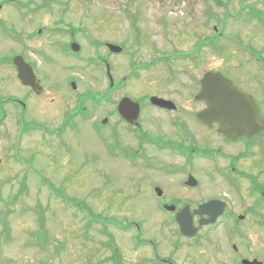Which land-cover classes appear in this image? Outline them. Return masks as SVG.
<instances>
[{"label":"rangeland","instance_id":"rangeland-1","mask_svg":"<svg viewBox=\"0 0 264 264\" xmlns=\"http://www.w3.org/2000/svg\"><path fill=\"white\" fill-rule=\"evenodd\" d=\"M16 1L32 6L35 13L31 12L30 18L18 14L25 9L16 12ZM43 2L14 0L0 15L6 17L8 11L10 19L6 20L21 37L26 23L34 24V32L43 31L38 41L42 44L50 42L45 31L54 26L58 13L65 8L56 4H70L71 10L62 16L66 22L79 24L86 32L101 29L103 39L110 43L124 45L118 30L126 14L138 19V27L151 36V45L136 43L127 36L128 50L120 57H108L115 83L125 78L123 87L110 92V102L126 96L142 103L145 95L174 92L180 82L192 76L202 79L212 71L251 95L264 119V64L246 51L253 50L264 60V25L250 12L264 11V0H48V7L37 10L34 4ZM160 19L167 20L166 28ZM129 24L126 19L127 30ZM202 31L205 46L198 55H174L190 53L197 33ZM87 38L81 34L76 37L80 52L91 58L102 54L90 42L104 40ZM65 41L62 36L61 42ZM0 44V62L1 56L22 50L17 42ZM160 56L175 57L168 61L160 58V64L145 66ZM55 64L51 58L43 61L39 70L52 72ZM171 69L182 74L175 75ZM102 70L98 64L75 70L79 86L73 94L65 85L66 78L58 75L62 92L72 94L73 104L76 94L85 95L84 107L99 128L104 117L108 122L117 119L110 114L113 106L102 99L108 88ZM10 94L19 97L20 88L12 86ZM145 109L146 114H154L150 105ZM34 114L28 109L24 121H15L14 115L0 123V264H166L159 261L167 256L171 264H187L186 244L181 241L178 248L172 247L179 237L174 219L146 217L140 209L146 204L114 191L133 178V172L120 169L118 162L104 166L101 136L90 130L88 122L79 117L72 129L66 128L58 137L54 131L58 120L49 122ZM101 131L107 134L109 128ZM257 167L261 166L254 170ZM257 237L264 243L262 234ZM253 238L256 240L255 235Z\"/></svg>","mask_w":264,"mask_h":264},{"label":"flooded vegetation","instance_id":"flooded-vegetation-1","mask_svg":"<svg viewBox=\"0 0 264 264\" xmlns=\"http://www.w3.org/2000/svg\"><path fill=\"white\" fill-rule=\"evenodd\" d=\"M0 4L2 12L9 5L4 0ZM34 5L37 10L49 6ZM56 5L65 8L61 14L58 13L59 18L55 19L54 26L47 27L45 32L50 41H46L47 44L38 43L43 31L37 29L34 32L31 29L34 24L26 23L27 30L21 37L6 20L7 17L10 19L8 11L6 17L0 15V43L11 45L17 42L22 49L1 56L0 123L14 115L15 121H24L25 112L31 109L35 117L49 122L58 120L59 126L54 131L60 137L66 128L72 129L80 117L81 121L89 123L91 131L101 136L100 157L104 166L118 162L120 169L133 172V178H128L122 185L126 189L130 188L129 192L126 193L122 187L115 188L116 193H123L122 197H133L139 204H146L140 207L146 217L163 216L175 220L180 212L185 217L192 216L193 227L197 229L194 236L185 237L178 232L179 237L172 242L173 248H178L181 241L186 244L187 259L184 260L187 264H264V243L257 237L261 234L264 236V129L249 138L229 139L219 133L217 124L201 122L197 116L205 111L206 104L196 100L201 91L202 79L194 76L189 81L177 84L179 88L174 92L167 90L156 95H145L142 98L143 104L131 100L139 105V114L135 122H126L119 115L117 106L123 98L128 97L123 96L113 103L109 98L110 92L123 87L125 78L115 83L108 57H120L128 50L125 45L127 36L145 45L150 43L151 36L145 29L138 27L141 26L138 19L126 14L130 22L129 29H126V19L123 17L118 30V39L124 45H118L122 48L120 52L112 53L108 48L110 42L103 39L101 29L86 32L79 24L76 26L66 22L62 16L71 10L70 4ZM22 8L26 12H20ZM47 9L49 14H53L51 8ZM14 10L19 11L18 14L23 13L22 16L27 15L26 18H30L31 12L35 13L32 6L20 2ZM166 21L159 20L165 28ZM200 33L203 31L197 33V41L190 53L174 55L180 58L198 55L205 46V38ZM78 34L86 40L94 36L104 40L98 44L90 42L102 54L94 58L83 55L76 40ZM62 36L66 39L65 43L61 42ZM51 37L55 40L52 41ZM75 44L79 46L77 51L72 48ZM16 57H20L28 68L27 79H32L34 87L19 81L13 63ZM174 57H156L145 66L160 64V58L168 61ZM51 58L56 62V66L51 67L53 71L40 72V64ZM96 64L103 67V75L108 82L102 99L113 106L110 114L117 118L113 122H108L107 117L101 120V128H109L107 134L102 133L98 123L91 121L88 115L90 110L84 107V94H74V104L71 100L73 91L79 86L75 70L89 69ZM170 71L175 75L182 74L173 72V69ZM186 71L190 74V68ZM60 74L66 78L65 85L71 89V95L62 92L58 79ZM12 86L20 88L19 97L10 94ZM151 98L162 99L170 103V106L164 108L153 105L150 103ZM149 105L154 114L145 113ZM41 129L48 132L47 127ZM257 165L261 167L254 170ZM197 211H201V214ZM218 212L219 216L213 222L199 226L201 221H208ZM150 245L155 248L153 244ZM159 262L171 264L168 256L161 257Z\"/></svg>","mask_w":264,"mask_h":264},{"label":"water","instance_id":"water-1","mask_svg":"<svg viewBox=\"0 0 264 264\" xmlns=\"http://www.w3.org/2000/svg\"><path fill=\"white\" fill-rule=\"evenodd\" d=\"M72 48L74 51L78 50L76 45H73ZM108 48L114 53L121 51L119 47L113 45H109ZM13 63L17 68L19 81L34 87L32 79H27L28 68L21 58L16 57L13 59ZM196 100H202L206 104L205 111L200 113L197 118L206 124H217L219 133L229 139L249 138L264 128V122L253 98L235 88L229 80L219 73L209 72L204 75L201 80V91ZM150 103L164 108L170 106V103L159 98H151ZM117 111L126 122L133 123L137 120L139 105L128 98H123L117 106ZM197 213L201 214V211H197ZM219 213L211 216L208 221H201L199 226L213 222ZM175 223L182 236L193 237L197 231L193 227L192 216L185 217L183 212L177 214Z\"/></svg>","mask_w":264,"mask_h":264},{"label":"trees","instance_id":"trees-1","mask_svg":"<svg viewBox=\"0 0 264 264\" xmlns=\"http://www.w3.org/2000/svg\"><path fill=\"white\" fill-rule=\"evenodd\" d=\"M251 15L254 19H256L258 22H260L262 25H264V11H257V10H254V9H251ZM246 51L248 53H250L252 56L255 57V59H257L259 62H262L264 64V60L261 59V57L259 56V54H257L256 52H254L253 50H250V49H246ZM260 57V58H259ZM258 62V63H259ZM89 98H91L92 100L93 97L89 96ZM40 224H41V228H42V225H43V219L40 218ZM5 229H7V227H5Z\"/></svg>","mask_w":264,"mask_h":264}]
</instances>
